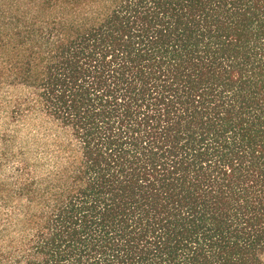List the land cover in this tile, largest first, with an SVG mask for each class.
<instances>
[{
  "label": "trees",
  "instance_id": "trees-1",
  "mask_svg": "<svg viewBox=\"0 0 264 264\" xmlns=\"http://www.w3.org/2000/svg\"><path fill=\"white\" fill-rule=\"evenodd\" d=\"M4 85L0 264H264V0H0Z\"/></svg>",
  "mask_w": 264,
  "mask_h": 264
},
{
  "label": "rangeland",
  "instance_id": "rangeland-1",
  "mask_svg": "<svg viewBox=\"0 0 264 264\" xmlns=\"http://www.w3.org/2000/svg\"><path fill=\"white\" fill-rule=\"evenodd\" d=\"M28 94L23 88L0 86V178L12 174L29 145L34 146L39 155L48 141L49 133L55 128L40 113L26 112L19 119L14 116V101Z\"/></svg>",
  "mask_w": 264,
  "mask_h": 264
}]
</instances>
